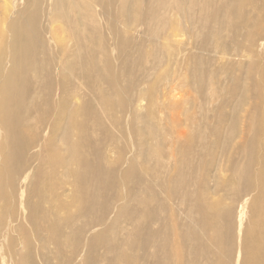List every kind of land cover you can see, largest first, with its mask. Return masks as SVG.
I'll return each instance as SVG.
<instances>
[{
	"label": "rangeland",
	"instance_id": "rangeland-1",
	"mask_svg": "<svg viewBox=\"0 0 264 264\" xmlns=\"http://www.w3.org/2000/svg\"><path fill=\"white\" fill-rule=\"evenodd\" d=\"M58 1L0 0V264H264V0Z\"/></svg>",
	"mask_w": 264,
	"mask_h": 264
},
{
	"label": "bare ground",
	"instance_id": "bare-ground-1",
	"mask_svg": "<svg viewBox=\"0 0 264 264\" xmlns=\"http://www.w3.org/2000/svg\"><path fill=\"white\" fill-rule=\"evenodd\" d=\"M74 1L73 0H59L58 2H57V4H56V7H59V11H60V8H62L63 6L64 7H67V12H74ZM28 8V7H27ZM31 9V8H30ZM16 32V34H17V32L18 31H15ZM22 32V31H21ZM24 34V33H23ZM22 34V35H23ZM15 46V45H14ZM16 46H18V48H19V50L20 51H22V53L24 52V51H27V50H31V47H32V41L30 40V39H27L26 37H24V38H22V36H20L19 34H17V40H16ZM16 53H18V49L16 50ZM26 53V52H25ZM23 61H24V64H25V67H24V69L22 70V72L21 71H19L20 69H22V67H20V69L18 70L19 72H21L22 74H23V72H24V70L26 69V67H27V62L25 61V59L23 58ZM16 73H18V72H16ZM11 83H14V81H13V79L11 80ZM10 157V156H9ZM9 157H8V159H9ZM10 161V159L9 160H5V163H4V165L5 164H7L8 162ZM5 167V169H6V166H4ZM16 167V166H15ZM2 178V177H1ZM0 178V179H1ZM263 178H264V169L262 170V172H261V174H260V177H259V182L261 183V184H264V181H263ZM264 213V212H263ZM263 220H264V218H263Z\"/></svg>",
	"mask_w": 264,
	"mask_h": 264
}]
</instances>
